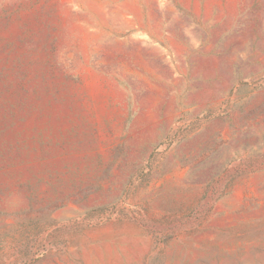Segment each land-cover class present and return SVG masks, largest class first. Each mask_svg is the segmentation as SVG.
I'll return each mask as SVG.
<instances>
[{"label":"rangeland","instance_id":"rangeland-1","mask_svg":"<svg viewBox=\"0 0 264 264\" xmlns=\"http://www.w3.org/2000/svg\"><path fill=\"white\" fill-rule=\"evenodd\" d=\"M0 264H264V0H0Z\"/></svg>","mask_w":264,"mask_h":264}]
</instances>
